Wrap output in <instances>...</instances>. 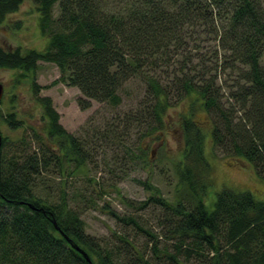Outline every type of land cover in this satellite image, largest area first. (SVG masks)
<instances>
[{"label":"trees","instance_id":"1","mask_svg":"<svg viewBox=\"0 0 264 264\" xmlns=\"http://www.w3.org/2000/svg\"><path fill=\"white\" fill-rule=\"evenodd\" d=\"M23 1L0 0V22ZM34 1L40 31L48 36L45 47L0 45V69L17 70L16 80L30 76L45 119L42 131L32 126L30 138L0 127V264H264V198L223 187L214 207H207L212 165L205 129L195 118L196 109H204L211 117L212 148L251 162L264 179L262 0ZM39 60L58 65L61 75L54 82L81 90L82 108L93 99L118 106L135 79L143 85L141 96L127 111L111 112L100 123L92 118L85 134L72 133L52 97L40 94ZM187 98L182 157L174 161L178 195L169 200L153 191L139 201V208L161 206L158 226L105 203L112 217L132 222L146 239L137 242L119 229L108 239L88 233L72 199L96 207V198L128 174L129 163L148 164L153 150L147 140L163 137L168 110ZM17 115L0 106V124L21 126ZM103 170L111 179L97 175ZM53 171L60 174L56 199L39 191ZM75 172L86 175L91 197L80 189L69 195Z\"/></svg>","mask_w":264,"mask_h":264},{"label":"rangeland","instance_id":"2","mask_svg":"<svg viewBox=\"0 0 264 264\" xmlns=\"http://www.w3.org/2000/svg\"><path fill=\"white\" fill-rule=\"evenodd\" d=\"M264 3V0H262ZM57 13V8L55 9ZM48 36H44L39 26V10L34 0H24L19 9L10 12L3 22H0V45L6 48H13L20 45L23 49L27 47L43 48L47 44ZM61 75L57 64L50 61L39 60V67L36 72V81L41 85L40 94L52 97L53 104L60 113V122L72 133L83 135L88 127L89 121L101 122L103 118L112 115L111 112H124L137 104L141 96L143 85L137 79L127 83L126 92L123 91V100L118 106H112L106 102L92 100L90 106L82 108L79 103L81 90L75 85H69L61 80L54 82ZM17 70L0 69V81L4 83L5 90L2 99L4 102L0 106L5 110H18V117L23 118L21 126L12 128L5 122H1V130L10 136H33L32 126L42 131L44 127V117L42 107L35 99V94L31 86L30 76L18 77ZM142 86V87H141ZM189 101L187 98L182 102L171 106L167 112V124L161 135V139L147 140L149 148L153 150L151 160L145 166L137 163H129L128 174L117 181V187H111L103 198L98 197L96 207H87L91 202H83L79 199H72V205L81 209V216L85 220L86 231L96 237L108 239L113 237L112 229L125 230L137 242L146 239L144 232L135 229L132 222L121 223L112 217L104 208L105 203H109L113 209L121 214L138 215L143 225H157V219L162 210L157 203L150 202L147 206L139 208V201L146 199L151 193L160 194L169 199L175 200L178 195L179 183L176 174V163L182 157L183 135L180 127L181 115L189 112ZM197 118L205 129V153L212 165V182L208 187L204 199L209 209L214 207L216 193L223 187H231L239 190H251L257 198H264V179L256 172L253 164L245 159L236 156L224 157L217 149L212 148L211 141V117L204 109H196ZM84 129V130H83ZM133 139V135L131 137ZM35 143V140L32 141ZM14 144V142H13ZM101 156V151H99ZM103 169V166H102ZM91 173H96L91 169ZM60 175V174H59ZM53 171L47 175V185L39 191L49 193L50 196L59 198L60 176ZM98 176L104 178L111 174L107 170L99 171ZM147 180L152 184L149 189L143 184ZM86 175L82 172H75L68 179L69 195L80 189L86 197H91L92 186L88 184ZM89 194V195H88ZM83 199V198H82ZM79 200V203L76 201ZM132 202V203H130ZM126 225V226H125ZM137 228V227H136ZM191 260V264H195ZM172 264V263H167Z\"/></svg>","mask_w":264,"mask_h":264},{"label":"water","instance_id":"3","mask_svg":"<svg viewBox=\"0 0 264 264\" xmlns=\"http://www.w3.org/2000/svg\"><path fill=\"white\" fill-rule=\"evenodd\" d=\"M4 90H5L4 83L2 81H0V101H1V99L3 97ZM74 246L77 247V248H79L87 257H89L88 254L85 252V250L82 249V248H80L79 245H77V244L74 243Z\"/></svg>","mask_w":264,"mask_h":264}]
</instances>
